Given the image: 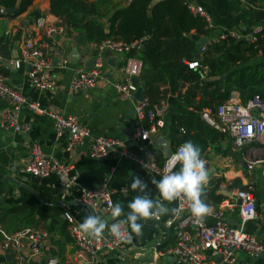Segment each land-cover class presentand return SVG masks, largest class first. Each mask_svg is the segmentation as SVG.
<instances>
[{
    "label": "crops",
    "instance_id": "obj_1",
    "mask_svg": "<svg viewBox=\"0 0 264 264\" xmlns=\"http://www.w3.org/2000/svg\"><path fill=\"white\" fill-rule=\"evenodd\" d=\"M262 1L187 0L193 7H201L213 24L208 37L193 35L197 52L200 50V39H205L204 47L208 42L226 35L249 38L256 29L264 27ZM126 2L128 1L124 0L123 5ZM6 14L8 13H0V36L8 34L9 38L7 48L10 53L8 57H4L6 60L18 56L25 29H32V36L39 42L45 44L48 41L42 30H34L33 23L37 17H45L50 23L64 24L63 19L49 12V0H34L27 11L15 17L3 16ZM55 39L68 63L61 67L57 60L53 61L55 86L51 90H39L30 84L27 65L16 69L6 61L2 72L9 85L29 102H37L64 115H74L79 124L88 130L89 135L83 144L68 148V133H56L47 116L37 115L27 106L20 109L18 116L19 123L28 127L25 133L6 130L0 123V242L3 239L2 233L10 234L20 228L43 231L46 237L36 246L38 250L32 256L30 264H84L80 249L69 235L68 222L63 218V213L71 214L77 224L83 223L88 215H97L102 220L107 219L109 223L112 218L110 213L84 206L80 202L81 189L106 184L112 190L113 205L120 202L127 214L130 211L128 203L140 194L130 188L134 175H139L147 183L149 195L153 199L160 196L151 181L162 178L147 171L136 159L119 157V148L109 151L102 158H91L88 155L90 144L99 137L117 139L121 142V148L137 159H147L150 152L161 166L176 147L183 144L172 141V117L175 98L185 91L188 84L180 82L173 90L166 83L159 87V90L164 91L162 102L165 125L156 135H151L152 143L146 146L144 142H136L132 138L135 131L136 91L131 99H122L115 89V84L125 83L127 80L124 67L128 59L137 58L142 69L144 45H138L133 57H128V53L104 50L103 74L97 85L73 92L70 83L74 71L78 67H92L93 59L98 53L95 42L85 38L83 31L56 35ZM139 82L141 85L140 75ZM230 99L240 102V93L233 91ZM6 106L7 101L0 97V114ZM202 114H208L215 125L207 123L223 133L222 138L208 143L202 158L209 174L202 199L212 209L226 203L224 216L227 221L236 224L238 208L234 205V194L241 186L251 185L256 217L246 225V230L264 243V134L260 140L238 148L233 144L232 138L221 129L215 114L211 115L208 109H204L200 113L201 119ZM163 144L172 149L168 157ZM35 153L71 166L68 172L71 185L68 188L63 186L64 175L51 173L40 178L23 172L22 168ZM164 203L169 210L177 207V200ZM173 217L175 216L171 211H168L159 218L139 220L138 223L143 224V235L137 237L133 233L131 242L123 243L118 252H98L96 264H183L171 255L161 256L158 252L174 243L173 232L167 225V221ZM203 218L212 222L207 215ZM118 219L124 220L126 215ZM128 231L131 232L130 227ZM32 248L31 244H24L20 250L22 257L27 258ZM0 264L17 263L9 252H0ZM236 264H264V254L249 257L239 253Z\"/></svg>",
    "mask_w": 264,
    "mask_h": 264
},
{
    "label": "built area",
    "instance_id": "obj_2",
    "mask_svg": "<svg viewBox=\"0 0 264 264\" xmlns=\"http://www.w3.org/2000/svg\"><path fill=\"white\" fill-rule=\"evenodd\" d=\"M262 5L264 9V0ZM188 6L194 14L205 19L208 28L212 27L210 17L201 7H193L189 3ZM33 27L34 30H42V34L48 38L45 44L32 36V29H25L16 58L6 60L0 53V97L7 101V106L0 114V123L6 130L25 133L28 127L19 123L18 116L20 109L27 106L33 113L47 116L56 133H68V148L81 145L89 132L79 124L77 117L64 115L37 102H29L24 95L9 85L7 77L2 72L6 61L16 69L27 65L29 68L27 72L28 81L34 88L51 90L55 86V77L52 72L53 61L57 60L61 67H65L68 63L67 57L62 54L55 37L66 34L67 29L64 24L50 23L45 17H37ZM261 28L256 29L251 36ZM141 42L136 41L127 45L122 42L104 40L101 43H95V49L98 53L93 59L92 67L90 69L76 68L71 79L70 89L73 92H79L97 85L103 74L102 54L104 50L126 54L131 50H137ZM203 50V47L200 48L199 54ZM199 66L197 60L188 63L190 69ZM124 71L127 80L125 83L115 84V89L120 98L131 99L137 89V85L132 84L131 79L139 77L141 62L137 58L128 59ZM261 106L262 101L254 98L246 104L229 99L216 107L214 114L220 127L232 138L236 147L240 148L252 141L261 139L264 134V116L259 111ZM134 118L133 140L136 142L140 140L149 146L152 143L151 135H156L165 125L162 100L159 103L150 104L149 100L143 97L134 106ZM179 146L173 153L177 151ZM116 148L121 149L118 153L119 157L136 159L141 166L147 164V167H144L147 171L161 177L166 172L174 170L169 163L173 153L159 166L152 153L148 152L147 159H137L129 151L121 148L119 140L112 138L99 137L94 139L89 146L88 155L91 158L99 159ZM70 169L71 166L62 164L54 158L35 153L32 159L24 165L22 171L40 178H45L51 173L64 175L63 186L68 188L72 183L68 177ZM80 202L91 210H103L110 213L113 206L112 190L106 184L95 188H82ZM234 205L238 208V222L236 224L230 223L224 216L223 209L226 203L220 204L218 208L213 209L210 215H207L212 219V222L209 223L203 217L197 218L192 215L190 201L187 199L177 200V207H181L182 211L179 216L167 221L168 227L173 232L174 243L158 251L159 254L161 256L171 255L183 264H236L239 253H244L249 257L264 254V243L246 230V225L256 217V206L251 185L246 186L245 189H236ZM63 218L68 222L69 235L80 249L84 264H96L98 252H118L124 243L117 240L107 228L100 238L89 236L79 229V224L73 220L68 212L63 213ZM119 220L121 219L117 218V221ZM117 221L112 220L109 225ZM2 235L0 252H9L17 264H30L32 256L37 253L36 246L40 245L46 237L43 231L27 227L20 228L10 234L2 233ZM24 244H31L33 247L27 258H23L20 252Z\"/></svg>",
    "mask_w": 264,
    "mask_h": 264
},
{
    "label": "trees",
    "instance_id": "obj_3",
    "mask_svg": "<svg viewBox=\"0 0 264 264\" xmlns=\"http://www.w3.org/2000/svg\"><path fill=\"white\" fill-rule=\"evenodd\" d=\"M33 1L0 0V8H15L3 15L15 17ZM151 1L130 0L123 5L124 0H49V12L63 19L67 32L83 31L91 42L112 40L129 45L142 41L140 81L143 97L150 104L163 99L161 85L169 84L173 90L180 82L188 84L175 98L171 138L175 144L192 141L203 158L208 143L223 137L201 119L204 109L213 115L233 91L240 93L242 104L254 98L264 101V27L249 38L226 35L210 41L195 58L193 35L208 37L211 32L205 19L190 10L187 0ZM7 35L0 36L3 57L10 53ZM134 53L131 50L128 57ZM194 60L200 66L190 69L188 63Z\"/></svg>",
    "mask_w": 264,
    "mask_h": 264
},
{
    "label": "clouds",
    "instance_id": "obj_4",
    "mask_svg": "<svg viewBox=\"0 0 264 264\" xmlns=\"http://www.w3.org/2000/svg\"><path fill=\"white\" fill-rule=\"evenodd\" d=\"M169 163L171 168H175L179 164V170L168 171L160 180L153 179L151 181L158 190L160 198L153 199L149 195L150 190L147 183L139 175H134L130 188L140 194L128 203L127 207L130 211L125 214L123 205L116 202L110 212L113 221H117V218L124 215H126V219L112 222L109 225L107 219L102 220L97 215H88L83 223L79 224V229L89 236L100 238L107 228L117 240L130 243L133 233L137 237L143 235V224L138 223L139 220L159 218L167 214L168 211H171L174 216L180 215L181 207L169 210L164 202L171 203L187 199L190 201V210L194 217L202 218L210 215L213 211L212 206L202 199L209 174L205 167V161L201 157L200 147L190 140L184 142L170 156ZM142 167L146 168L147 164H142ZM129 227L131 232L128 231Z\"/></svg>",
    "mask_w": 264,
    "mask_h": 264
},
{
    "label": "water",
    "instance_id": "obj_5",
    "mask_svg": "<svg viewBox=\"0 0 264 264\" xmlns=\"http://www.w3.org/2000/svg\"><path fill=\"white\" fill-rule=\"evenodd\" d=\"M126 1H130V0H126ZM156 1H158V0L151 1V4H154ZM14 10H15V8H6V9H1L0 8V13H3V12L4 13H9V12H12ZM107 27H108V25H107ZM78 38L81 39V36H78ZM204 43H205V39H200V41H199V48H202ZM195 58H199V50L195 54ZM131 82L134 85H138V87L136 89L135 97L137 98V101H141L143 99V88L140 85L139 77H133L131 79ZM259 111L264 116V101L262 102V106L259 108ZM202 119L205 120L206 122H208L209 124H212L213 125V122L209 118V115L208 114H202ZM162 146L164 147L165 152H166V156L168 157L171 154L172 149L170 147H168V145H165V144H163Z\"/></svg>",
    "mask_w": 264,
    "mask_h": 264
}]
</instances>
